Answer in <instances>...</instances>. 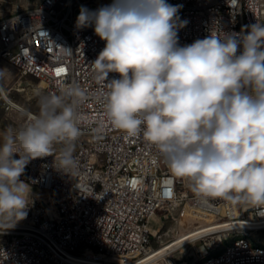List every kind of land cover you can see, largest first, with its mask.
Wrapping results in <instances>:
<instances>
[{"label": "clouds", "instance_id": "9594fccd", "mask_svg": "<svg viewBox=\"0 0 264 264\" xmlns=\"http://www.w3.org/2000/svg\"><path fill=\"white\" fill-rule=\"evenodd\" d=\"M180 7L167 0L81 6L77 27H93L106 42L92 63L106 89L102 120L129 138L142 136L202 203L221 199L260 208L264 23L181 46L178 30L187 21L179 19ZM6 73L0 70V79ZM109 73L120 78L108 80ZM36 97L38 112L0 133L2 231L27 216L31 187L20 177L30 160L53 156L59 144L55 168L69 175L78 170L74 153L86 92L75 83L61 84L57 92L38 90Z\"/></svg>", "mask_w": 264, "mask_h": 264}, {"label": "built area", "instance_id": "2783aa9c", "mask_svg": "<svg viewBox=\"0 0 264 264\" xmlns=\"http://www.w3.org/2000/svg\"><path fill=\"white\" fill-rule=\"evenodd\" d=\"M167 2L180 5L177 15L187 21L178 30L181 46L211 33H241L257 21L264 23V0ZM108 4L41 0L34 8L0 19L1 62L21 76L39 80L45 92L75 83L88 96L79 106L82 135L75 147L80 149L77 172L65 174L55 168L54 159L46 157L29 161L20 179L42 196L30 200V221L20 220L21 229L0 228V264H50V260L58 264H194L195 260L176 258L174 249L165 250L167 234L154 235L153 218L164 209L178 211L181 218L191 211L211 218L207 224L221 226L187 243L216 234L224 237L236 228L249 236L264 231V206L221 199L202 203L186 180L171 174L142 136L129 138L102 120L106 89L96 79L92 63L106 42L93 27L79 28L76 21L81 6L96 10ZM119 78L118 73H109L108 80ZM21 113L25 124L27 115L35 112L22 108ZM83 138L98 139V146H84ZM94 150H103V157H94ZM154 242L161 247L155 248ZM215 264H264V255L234 243L232 257Z\"/></svg>", "mask_w": 264, "mask_h": 264}, {"label": "rangeland", "instance_id": "374dc122", "mask_svg": "<svg viewBox=\"0 0 264 264\" xmlns=\"http://www.w3.org/2000/svg\"><path fill=\"white\" fill-rule=\"evenodd\" d=\"M110 1L111 0H102V2L106 4L110 3ZM40 2L41 0H0V19L9 14L34 8ZM91 9H96V7H91ZM0 70L8 71L5 77L0 79L8 97L12 101L21 105L23 108L37 113L38 106L36 92L38 90L45 92L44 85L33 77L21 76L5 62H0ZM22 124L23 115L21 111H18L13 107L7 108V104L3 100L0 93V133H3V131L9 127L14 129L19 128ZM31 191L39 193V191L33 187H31ZM211 220V218L204 215L194 214L191 211L186 213L181 218L178 211H169L164 209L159 211L153 218L152 231L154 235H168L163 239L164 245L170 243L175 244L180 237L188 234L189 232L197 228L210 225L207 223ZM239 234L243 235V229L230 230L229 235L224 237H220L219 234H216L215 236L206 237L205 241L199 240L190 243H179L171 249L176 251V258L185 260L188 259L190 261L195 260L194 264H201L206 259L221 252ZM249 237L255 243L264 245V231L253 232ZM206 244L207 246H205ZM153 246L158 248L160 245L159 243L154 242Z\"/></svg>", "mask_w": 264, "mask_h": 264}, {"label": "bare ground", "instance_id": "6f19581e", "mask_svg": "<svg viewBox=\"0 0 264 264\" xmlns=\"http://www.w3.org/2000/svg\"><path fill=\"white\" fill-rule=\"evenodd\" d=\"M96 1H100V0H96ZM0 93H1L2 98L5 101V103L10 104L16 110L21 111V109L23 107L21 105H19L18 103L12 101L8 97L7 92H6L1 81H0ZM83 145L84 146H98V139L83 138ZM59 148L60 147H56V152H54L53 156L50 155V156H47L46 158L55 159L56 153L58 152ZM74 155H75L76 159H79L80 158V149H75ZM94 157H103V150H94ZM15 158H19V156L17 155ZM41 196H42V194L40 192L38 193V192L31 191L30 200L32 198L41 197ZM23 221H30V214H27V216L23 219ZM219 227H221V226H211V224H210L208 226L197 228V229L189 232L188 234L180 237L175 244L170 243L165 249H171L179 243L187 242L192 237H198L201 235H205L209 231L216 230ZM14 229H21V221H18L14 224ZM236 229H243V228H236ZM234 243H240L241 245L247 246L248 250L259 252L260 255H264V245H260V244L255 243L247 234H243V235L239 234L221 252H219V253L215 254L214 256L206 259L201 264H215V262H217L220 258L232 257V255L234 254ZM50 264H58V262H57V260H50Z\"/></svg>", "mask_w": 264, "mask_h": 264}, {"label": "crops", "instance_id": "0c3cea01", "mask_svg": "<svg viewBox=\"0 0 264 264\" xmlns=\"http://www.w3.org/2000/svg\"><path fill=\"white\" fill-rule=\"evenodd\" d=\"M1 62V61H0Z\"/></svg>", "mask_w": 264, "mask_h": 264}]
</instances>
